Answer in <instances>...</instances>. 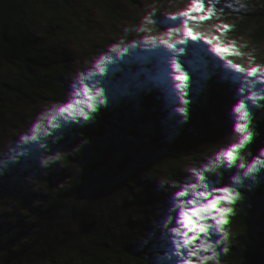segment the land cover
<instances>
[{
	"label": "water",
	"instance_id": "obj_1",
	"mask_svg": "<svg viewBox=\"0 0 264 264\" xmlns=\"http://www.w3.org/2000/svg\"><path fill=\"white\" fill-rule=\"evenodd\" d=\"M189 7L190 0H0V264H175L163 239L175 192L240 139L226 61L264 68V0H217L211 19L190 24L239 53L223 59L203 40L178 43L183 36L169 37L157 23ZM162 39L184 51L169 53ZM169 56L189 73L187 105ZM85 86L105 102L88 101ZM74 99L88 120L58 113ZM251 109L246 163L264 150V101ZM238 163L205 175L232 186L244 171ZM236 190L227 238L205 264H264V169Z\"/></svg>",
	"mask_w": 264,
	"mask_h": 264
},
{
	"label": "snow or ice",
	"instance_id": "obj_2",
	"mask_svg": "<svg viewBox=\"0 0 264 264\" xmlns=\"http://www.w3.org/2000/svg\"><path fill=\"white\" fill-rule=\"evenodd\" d=\"M217 0H190V7L179 14V16L161 17L157 23L170 29L168 35H181L183 39L178 43L185 44L190 39L192 41H204L212 46L211 50L222 59L225 55H238L231 47L213 44L212 39L205 40L203 36L196 34L190 27L194 22H203L211 19ZM206 5L207 8L205 7ZM175 22V23H172ZM183 26V32L176 25ZM223 31L228 30L227 25L222 26ZM218 39V38H216ZM149 43L155 45V41ZM169 53L184 51L183 48L177 49L176 44L161 40ZM115 51V50H114ZM164 55V53H159ZM171 66L175 70L174 80L175 89L179 90L180 99L185 105L188 100L185 97L188 94L189 88V73L182 68L183 61L178 62L175 58L169 56ZM105 58H101L96 67H100L105 63ZM226 66L231 70L228 75L234 80V86L237 90V98L232 109L233 122L235 131L240 134V139L236 143H232L226 149L221 150L215 157V163L212 167H206L199 171L193 172L196 177L184 185L183 188L175 192V197L171 201V211L167 219L171 222L170 236L163 239L167 240V251L169 259L175 261V264H205V261L217 256L216 245H220L226 238L227 232L224 226L228 223V216L232 212V205L239 199V193L236 187L239 185L242 177L251 178L254 173L264 169V150L260 152L259 157L251 160V163L245 162V157L241 154V150L252 140V132L249 129V121L251 120V106L255 105L258 100L264 101V68L250 67L248 69L233 63L231 60L226 61ZM235 73L236 75H232ZM85 77H80V84H84ZM251 85V87H250ZM259 85L258 90L256 86ZM81 93L77 91L76 97ZM83 95L88 101H93L95 97H99L98 103L103 104L105 101L101 92L97 91L95 97L89 95V88H83ZM83 103L80 99H74L60 106L58 113L63 117L75 119L76 116L82 117L84 120L89 119L88 113L84 111L80 105ZM89 112L96 110L94 103H88ZM179 112L187 116L186 109L181 107ZM51 126L58 127L59 125L50 122ZM39 126L33 128V132ZM31 140H36L37 137L32 135ZM240 169H244L242 174L237 176L232 181V186H222L217 183L215 177L206 176V173L213 172L215 168L224 166L232 168L237 165ZM219 234V238L212 239L215 234ZM212 242H209V241ZM226 250V249H225ZM203 253H211V256L203 255ZM158 264H163V260Z\"/></svg>",
	"mask_w": 264,
	"mask_h": 264
}]
</instances>
